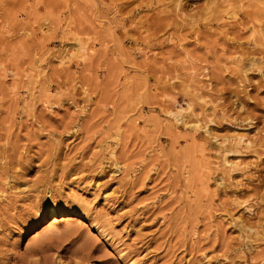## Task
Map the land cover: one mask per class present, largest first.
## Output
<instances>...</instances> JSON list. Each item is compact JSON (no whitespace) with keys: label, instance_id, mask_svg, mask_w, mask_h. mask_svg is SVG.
<instances>
[{"label":"rangeland","instance_id":"374dc122","mask_svg":"<svg viewBox=\"0 0 264 264\" xmlns=\"http://www.w3.org/2000/svg\"><path fill=\"white\" fill-rule=\"evenodd\" d=\"M0 264H264V5L0 0Z\"/></svg>","mask_w":264,"mask_h":264},{"label":"bare ground","instance_id":"6f19581e","mask_svg":"<svg viewBox=\"0 0 264 264\" xmlns=\"http://www.w3.org/2000/svg\"><path fill=\"white\" fill-rule=\"evenodd\" d=\"M254 2H256L257 4L259 3V5L260 4H262V5H264V0H253ZM263 7V6H262ZM241 138V137H240ZM245 143H246V145H244V146H247V145H249V146H252L253 144H252V142L251 141H249L248 140V142L247 141H245ZM248 146V147H249ZM79 208H81V207H79ZM62 209H61V207L58 205V204H56V203H50V205H49V207H48V209H47V214H48V216L50 217V218H52V219H55V218H57L59 215H61L62 214ZM80 212V211H79ZM80 214V216L82 217V218H85V214L84 213H79Z\"/></svg>","mask_w":264,"mask_h":264}]
</instances>
